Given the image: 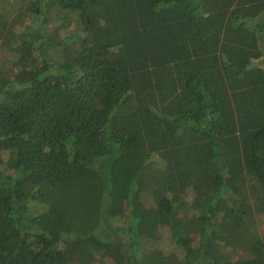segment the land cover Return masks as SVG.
<instances>
[{
    "label": "trees",
    "instance_id": "16d2710c",
    "mask_svg": "<svg viewBox=\"0 0 264 264\" xmlns=\"http://www.w3.org/2000/svg\"><path fill=\"white\" fill-rule=\"evenodd\" d=\"M262 215L264 0H0V264H264Z\"/></svg>",
    "mask_w": 264,
    "mask_h": 264
},
{
    "label": "rangeland",
    "instance_id": "374dc122",
    "mask_svg": "<svg viewBox=\"0 0 264 264\" xmlns=\"http://www.w3.org/2000/svg\"><path fill=\"white\" fill-rule=\"evenodd\" d=\"M259 220H262L264 221V215L260 216V219ZM168 242V243H167ZM164 248L166 250H171V251H177V249L167 240H164Z\"/></svg>",
    "mask_w": 264,
    "mask_h": 264
}]
</instances>
